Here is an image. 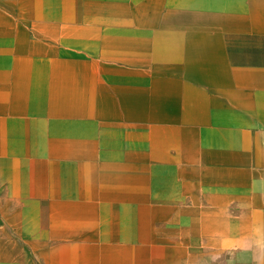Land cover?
<instances>
[{
	"label": "crops",
	"instance_id": "obj_1",
	"mask_svg": "<svg viewBox=\"0 0 264 264\" xmlns=\"http://www.w3.org/2000/svg\"><path fill=\"white\" fill-rule=\"evenodd\" d=\"M0 264H264V0H0Z\"/></svg>",
	"mask_w": 264,
	"mask_h": 264
}]
</instances>
